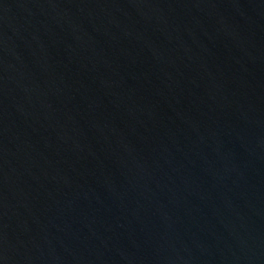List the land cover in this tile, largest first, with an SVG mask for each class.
I'll return each mask as SVG.
<instances>
[{"label":"water","instance_id":"water-1","mask_svg":"<svg viewBox=\"0 0 264 264\" xmlns=\"http://www.w3.org/2000/svg\"><path fill=\"white\" fill-rule=\"evenodd\" d=\"M0 264H264V0H0Z\"/></svg>","mask_w":264,"mask_h":264}]
</instances>
